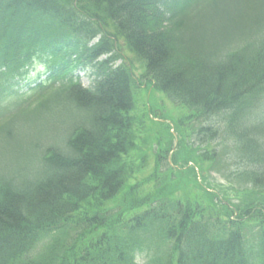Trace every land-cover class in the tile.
<instances>
[{
  "label": "trees",
  "instance_id": "obj_1",
  "mask_svg": "<svg viewBox=\"0 0 264 264\" xmlns=\"http://www.w3.org/2000/svg\"><path fill=\"white\" fill-rule=\"evenodd\" d=\"M121 44L148 89L187 111L177 142L180 126L201 123L200 163L217 154L213 127L225 126L258 191L242 206L194 172L205 204L178 197L166 173L135 179L134 67L117 65ZM37 66L48 84L20 94ZM66 116L62 145L38 142L48 119ZM20 128L28 144L8 156ZM136 253L144 264H264V0H0V264H137Z\"/></svg>",
  "mask_w": 264,
  "mask_h": 264
},
{
  "label": "rangeland",
  "instance_id": "obj_2",
  "mask_svg": "<svg viewBox=\"0 0 264 264\" xmlns=\"http://www.w3.org/2000/svg\"><path fill=\"white\" fill-rule=\"evenodd\" d=\"M119 56H121V61L117 62V65L122 64L123 62L128 63V60H131L133 63V72L132 78H134V109L132 111V116L137 119L136 127V149L128 156L129 160L132 161L133 168L135 169L134 175L135 179L143 181L144 178L158 173V177L169 175L171 183L169 185L174 186V184L179 185L176 189L178 190V197L184 195V198L187 196L191 201H199L205 204L207 200L206 191L203 189L205 185L209 187V193L215 192L218 194L220 199H224L225 203H230L232 206H242L247 199L243 194L245 191L248 193L256 191L253 186L247 182L246 179L242 178L240 173L249 170V166L241 159L240 153L235 151L234 141L230 139V136L226 135L225 126L223 124L214 126L213 128L217 129L220 127V136L215 142H211L209 145L210 150L213 148L217 153L214 155V158L210 162L200 163L199 158L201 157V151L199 147L202 143L197 141V131L201 127V123H187L184 126H180V132L184 138L183 143L184 148L188 151L187 154H190L187 157L183 156L181 151V156L177 154L180 150L179 144H177V139L179 138L176 127V119L185 115L186 110L177 108L173 106L169 99H167L164 94L156 91L155 89H148V84H144L143 78V67L137 62L134 61V58L130 56L125 49L124 45H120L119 49L116 51ZM41 70V69H39ZM81 78L82 85L84 87L91 86V80L88 78V72L85 70L78 73ZM35 75L34 73L31 76ZM260 118V112L255 115ZM261 120V119H259ZM74 121L73 117H67L62 119H48L49 126L51 128L44 129L47 133L45 138H41L40 132L38 130H33L34 135L37 136L39 143H44V145L55 146L62 145L63 140L66 138V131L72 127ZM215 121V120H214ZM139 123V124H138ZM30 125V124H29ZM32 128L35 126L30 125ZM164 126H168L164 128ZM23 128V127H22ZM19 129V136L16 140L9 141L6 146L5 142L1 143L6 146L5 151L10 152L11 154H16L18 152L17 148L23 146L25 149L28 144V140L23 136H20L22 129ZM174 140L169 142V132H173ZM30 129L28 130L29 133ZM25 132V130H24ZM36 142V139L33 138ZM161 139V140H160ZM160 140V141H159ZM168 141V142H167ZM161 144H165L161 146ZM205 145L202 144L201 150L203 151ZM172 146V147H171ZM204 146V147H203ZM198 147V148H197ZM183 150V148L181 149ZM191 150V152H189ZM178 158V163L176 168L171 171L170 175L169 164L172 163L173 157ZM192 156V157H191ZM187 160L185 161V159ZM193 158V159H190ZM158 159L160 162H158ZM157 162V164H156ZM193 172L195 177L198 179L197 183H201V188L193 186ZM179 175L189 177L188 181L184 182ZM177 177V178H176ZM203 181V182H201ZM173 188V187H172ZM149 191V190H148ZM183 198V200H185ZM220 210V207H217ZM244 229V234L246 240L250 242L251 245L255 246L257 244L258 234L260 232L258 226L254 222H249ZM149 242H146L148 244ZM145 244V245H146ZM137 264H143L141 258L138 257Z\"/></svg>",
  "mask_w": 264,
  "mask_h": 264
}]
</instances>
